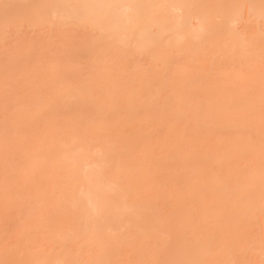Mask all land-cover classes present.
Masks as SVG:
<instances>
[{
    "label": "bare ground",
    "instance_id": "bare-ground-1",
    "mask_svg": "<svg viewBox=\"0 0 264 264\" xmlns=\"http://www.w3.org/2000/svg\"><path fill=\"white\" fill-rule=\"evenodd\" d=\"M0 264H264V0H0Z\"/></svg>",
    "mask_w": 264,
    "mask_h": 264
}]
</instances>
